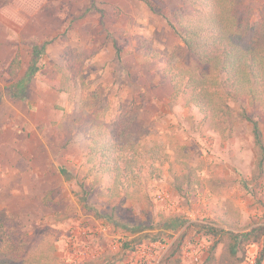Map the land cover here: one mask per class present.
Segmentation results:
<instances>
[{
    "label": "rangeland",
    "instance_id": "obj_1",
    "mask_svg": "<svg viewBox=\"0 0 264 264\" xmlns=\"http://www.w3.org/2000/svg\"><path fill=\"white\" fill-rule=\"evenodd\" d=\"M153 1L158 11L136 0H0V213L13 214L25 232L50 236L60 264H119L117 242L175 237L163 264H241L250 245L263 244L242 242L233 253L229 232L264 228V173L254 172L252 127L240 115L247 110L264 135V104L252 106L245 95L205 117L188 97L174 99L153 56L170 57L184 70L199 63L169 25L178 1ZM91 3L99 10L82 16ZM243 3L256 21L264 0ZM44 45L40 69L28 81L33 48ZM86 49L97 53L80 67L72 94L52 89L48 82L59 79L64 55ZM17 51L22 69L12 79L8 67ZM13 86H26L28 99L13 98ZM92 112L103 123H119L121 166L139 172L123 186L90 174L88 128L70 125L66 132L61 124L66 113ZM188 167L196 182L180 191L175 176ZM161 190L172 195V208L156 202ZM102 225L107 234L81 240L97 257L74 261L80 231ZM197 238L206 244L201 260L184 261L185 244Z\"/></svg>",
    "mask_w": 264,
    "mask_h": 264
},
{
    "label": "trees",
    "instance_id": "obj_2",
    "mask_svg": "<svg viewBox=\"0 0 264 264\" xmlns=\"http://www.w3.org/2000/svg\"><path fill=\"white\" fill-rule=\"evenodd\" d=\"M136 1L144 3L152 11H158L153 0ZM177 1L180 6L176 10L175 21L169 20V25L189 52L197 58L199 66L196 71L184 70L173 64L170 57L153 56L154 60H161L160 67L164 78L172 86L173 98L178 100L188 97L187 103L197 108L205 117L221 115L226 101L237 102L245 95L252 106L264 104V6L259 18L253 21V8L245 6L243 0ZM95 10L98 11L99 8L96 3H91L85 7L82 16ZM114 46L120 57L121 49L117 47L116 40ZM44 53L45 45L41 49L34 46L27 73L28 81L40 69L39 60ZM84 53L81 56L71 53L64 55V63L56 65L59 79L48 82L52 89L59 93L72 94L74 83L81 74L80 67L95 57L97 51L86 49ZM21 69V54L17 51L9 64L8 73L12 79H16ZM9 92L13 98L28 99L26 86H13ZM240 115L252 127L254 172L263 174L264 135L261 126L244 108ZM104 123L98 114L92 112L88 116L66 113L61 124L66 132H69L70 125L87 127L90 133L87 160L90 174L95 177L100 175L103 180L109 178L117 182L118 186H123L131 173L138 175L136 173L139 172H134L135 168L128 170L121 166L123 148L116 141L115 135L119 131L115 126L119 123ZM97 124L100 127L97 128ZM175 177L180 191L184 185L192 187L196 182L194 169L191 167H188V173L183 177ZM44 203L46 206L50 205L48 200ZM229 234L234 242L233 253L242 242L262 241L264 245V228L261 226L247 232L232 231ZM215 248L216 246H212L209 250L210 262L214 260ZM55 251V242L50 236L25 232L21 221L13 214L6 211L0 213V264H60L54 256Z\"/></svg>",
    "mask_w": 264,
    "mask_h": 264
},
{
    "label": "built area",
    "instance_id": "obj_3",
    "mask_svg": "<svg viewBox=\"0 0 264 264\" xmlns=\"http://www.w3.org/2000/svg\"><path fill=\"white\" fill-rule=\"evenodd\" d=\"M172 195L167 190L157 191L155 193V200L158 204L167 208H172L175 201ZM83 233L81 238H77L76 244H80L82 239L95 238L98 232L107 234L108 228L104 225L94 229L93 232L86 230L80 231ZM176 237L164 240H155L144 243L130 242L126 246L123 242H117L116 247L119 248V264H163L166 257L171 253V250L176 243ZM74 242V240L72 241ZM84 243V242H83ZM81 247V248H80ZM83 247V248H82ZM206 248L205 241L197 238L194 241H189L185 244L182 258L184 261H191L198 263L201 260V255ZM91 246L81 245L78 252H76L74 261H83L86 259L96 258L97 255L91 250ZM242 264H264V245L259 249L257 244L250 245L248 256Z\"/></svg>",
    "mask_w": 264,
    "mask_h": 264
},
{
    "label": "crops",
    "instance_id": "obj_4",
    "mask_svg": "<svg viewBox=\"0 0 264 264\" xmlns=\"http://www.w3.org/2000/svg\"><path fill=\"white\" fill-rule=\"evenodd\" d=\"M242 264V263H241Z\"/></svg>",
    "mask_w": 264,
    "mask_h": 264
}]
</instances>
